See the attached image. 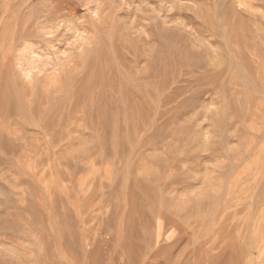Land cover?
<instances>
[{
	"label": "rangeland",
	"instance_id": "374dc122",
	"mask_svg": "<svg viewBox=\"0 0 264 264\" xmlns=\"http://www.w3.org/2000/svg\"><path fill=\"white\" fill-rule=\"evenodd\" d=\"M185 258L264 264V0H0V264Z\"/></svg>",
	"mask_w": 264,
	"mask_h": 264
},
{
	"label": "bare ground",
	"instance_id": "6f19581e",
	"mask_svg": "<svg viewBox=\"0 0 264 264\" xmlns=\"http://www.w3.org/2000/svg\"><path fill=\"white\" fill-rule=\"evenodd\" d=\"M190 236H191V234H190ZM192 237V236H191ZM190 237V238H191ZM194 238V237H193ZM211 239V238H210ZM188 240V243H190V239L188 238L187 239ZM191 241H192V239H191ZM210 241V240H209ZM231 243H233V242H231ZM229 244V243H228ZM230 246V245H229ZM225 247H227V246H225ZM202 248V247H201ZM242 248V247H241ZM162 249H166V250H168V248H162V245H160V246H158V249L156 248L155 250H154V252H152V254H151V256L152 257H154L155 259L157 258V256H159V255H161V253H162ZM193 251V250H192ZM221 251V250H220ZM188 253V252H187ZM218 253V252H217ZM248 253V252H247ZM246 253V254H247ZM224 254H226V252L224 253ZM187 255V254H186ZM188 256H190V255H188ZM226 256V255H225ZM190 258V257H189ZM187 259V258H185V260L181 263V264H199V262H200V260H190V259ZM206 258V257H205ZM217 258V257H216ZM218 259V258H217ZM226 259V258H225ZM225 259H224V261H225ZM238 259V258H237ZM176 260H178V259H175L174 261H176ZM206 260V259H205ZM223 259H221V261L220 262H223L222 261ZM227 260V259H226ZM207 261V260H206ZM216 261V260H215ZM173 262V261H172ZM212 262V261H211ZM172 264H174V262L172 263ZM176 264H180V263H176ZM220 264H222V263H220Z\"/></svg>",
	"mask_w": 264,
	"mask_h": 264
}]
</instances>
